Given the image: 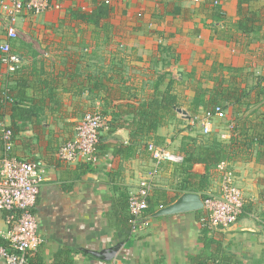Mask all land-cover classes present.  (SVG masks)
<instances>
[{"label":"crops","instance_id":"crops-1","mask_svg":"<svg viewBox=\"0 0 264 264\" xmlns=\"http://www.w3.org/2000/svg\"><path fill=\"white\" fill-rule=\"evenodd\" d=\"M55 1L60 9L24 11L10 31L0 11V46L7 43L22 60L12 79L0 64V97L6 88L13 97L0 110V121L11 126L12 104L30 113L14 131L10 154L46 169L33 208L42 240L31 253L35 264H196L208 257L264 264L263 149L231 150L236 158L225 171L245 203L230 228H203L197 209L199 201L220 194L221 170L211 171L205 191H187L181 189L187 180L181 163L165 162L153 178L143 228L133 234L127 200L155 163L143 143L128 149L129 133L120 126L131 121L121 112L127 105L138 106L168 88L174 113L148 142L177 156L183 139L198 144L217 136L227 143L233 113L252 121L262 116L264 99L256 102V91L264 87V0ZM100 8L107 17L96 24L71 17L73 11ZM235 90L250 105L244 114L239 110L246 106L237 109L221 99ZM216 104L227 106L224 118L213 117L204 135L193 119ZM96 113L115 125L104 140L107 154L95 166L60 162V145L74 137L85 115ZM107 131L104 126L99 136ZM193 172L200 176L204 167L196 164ZM155 193L166 204L160 207ZM5 218L0 212V241L6 244Z\"/></svg>","mask_w":264,"mask_h":264},{"label":"built area","instance_id":"built-area-1","mask_svg":"<svg viewBox=\"0 0 264 264\" xmlns=\"http://www.w3.org/2000/svg\"><path fill=\"white\" fill-rule=\"evenodd\" d=\"M219 0L214 1V5ZM50 9H60L55 0H0V11L7 19V29L13 25L19 16L27 11L33 15L44 13ZM0 64L7 78L12 79L20 69L21 58L12 53L5 43L0 46ZM4 90L6 103L12 102ZM213 117L224 118L220 107L205 112L200 118L193 119L199 125L202 133L211 131L210 120ZM104 128V120L100 114H87L75 128L74 137L60 145L57 159L63 163H85L95 166L98 163L97 145L99 132ZM13 142L12 130L0 121V212L6 213L5 233L6 245H0V260L4 264H35L31 253L42 242L37 234V224L33 214L37 196L42 183L46 180V169L41 163L27 160H17L11 157L10 149ZM147 150L155 163L149 176L141 178L136 189L129 194L127 200L128 224L130 232L138 234L143 228V216L148 209V200L153 189V178L161 163H182V158L172 154L161 146L148 144ZM227 164L218 166L221 170V192L219 195H209L201 201V226L207 230H226L233 226L243 213L244 197L235 185L231 173L225 171Z\"/></svg>","mask_w":264,"mask_h":264},{"label":"trees","instance_id":"trees-1","mask_svg":"<svg viewBox=\"0 0 264 264\" xmlns=\"http://www.w3.org/2000/svg\"><path fill=\"white\" fill-rule=\"evenodd\" d=\"M71 17L81 22L96 24L101 19L107 17V10L100 8L99 10L97 9L90 14L73 11L71 12ZM10 93L11 92L9 91L8 95L12 97ZM244 95V93H239L237 90H235L233 93H221V99L226 103V105H232L233 107L237 106V109H240L241 106H246L244 110H239V112L244 114L246 109L250 106L242 102L241 97H244ZM256 95V102L263 100L264 87L259 86V89L256 91ZM215 97L217 99V96ZM213 102H215V100ZM4 104H6V101L4 99L3 91L0 97V110L5 107ZM175 105V97L170 93V88H168L163 93L155 91L150 100L140 102L138 106L127 105L126 110H121L123 114L132 116L130 122L120 125L129 133L130 145L128 146V149H134L136 145L141 143H143L144 148L147 149L148 144H151L148 141L153 139L151 135L156 132L159 126L163 125V119L166 115L174 113L173 107ZM10 106L11 126L9 128L12 130L14 138V131L18 129L17 125L20 124L22 126L25 124L30 120L31 115L28 111H26V109L20 106L14 104ZM206 107L209 108L210 106L207 105ZM216 107H220L223 110V108L227 106H219L216 104L214 105V108ZM256 112L258 111H254L255 115H257ZM237 113L238 112L233 113L232 121L234 123L231 124L232 137L227 143L219 140L217 136H213L210 139L207 138V141H200L198 144L195 140L183 139L180 148L181 155H179V157L182 158L181 166L183 167V171L187 174V180L182 186V190L195 192L205 191L210 180L209 177L211 171L222 163L229 164V162L235 160L236 156L231 153L232 149H239L243 152L248 149H263L262 156H264V114L262 116L257 115L258 117L252 121L249 119V117H238ZM104 126L108 127V131L103 137L99 136V143L96 148L98 159L99 157L107 154V151L109 150V146L104 142V140L107 139L108 134H114L115 132V125L112 120L111 122L104 120ZM190 142L192 144H190ZM253 146H255V148ZM241 158L244 160L248 159L247 156ZM196 164L202 165L204 167V173L200 176H197L193 172V167ZM195 179H197V181L193 182ZM156 196L158 198L156 203L159 204L160 207L166 204V202L160 203L161 196H159V194H156ZM149 200L148 206L150 204ZM0 245L6 244L0 241ZM217 252H220L219 247H217ZM196 264H231V260L227 258L222 259L220 262L219 260L216 261V258L208 257L201 258L196 262Z\"/></svg>","mask_w":264,"mask_h":264},{"label":"water","instance_id":"water-1","mask_svg":"<svg viewBox=\"0 0 264 264\" xmlns=\"http://www.w3.org/2000/svg\"><path fill=\"white\" fill-rule=\"evenodd\" d=\"M176 111H177V113H179V114H181V115H183V116H185L186 115V113L184 112V111H181V110H179V109H176ZM188 118V117H187ZM116 138H120L119 136H116ZM200 208H201V201H199V203H198V205H197V209L198 210H200ZM192 209H193V207H192ZM195 209V208H194Z\"/></svg>","mask_w":264,"mask_h":264}]
</instances>
